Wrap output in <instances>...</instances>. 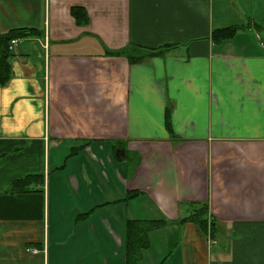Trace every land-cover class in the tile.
Here are the masks:
<instances>
[{"label": "crops", "instance_id": "obj_1", "mask_svg": "<svg viewBox=\"0 0 264 264\" xmlns=\"http://www.w3.org/2000/svg\"><path fill=\"white\" fill-rule=\"evenodd\" d=\"M11 30L33 34L0 87V264H126L129 220L166 221L137 264H264V0H0ZM130 44L170 49L106 54Z\"/></svg>", "mask_w": 264, "mask_h": 264}, {"label": "trees", "instance_id": "obj_2", "mask_svg": "<svg viewBox=\"0 0 264 264\" xmlns=\"http://www.w3.org/2000/svg\"><path fill=\"white\" fill-rule=\"evenodd\" d=\"M70 13L74 18L77 25H86L88 22L85 10L80 7H72ZM236 31V28H224L213 30L212 38L213 42H217L225 38V35H232ZM25 30H11L4 35H0V87L4 86L10 79L11 67L9 59L12 53L8 50V44L11 39L21 38L23 36L32 35L33 31L30 30L28 33ZM169 47H162L157 49H145L142 47L128 45L126 48L115 51L106 52L107 55L112 56H124L132 64L142 63L150 57L164 54ZM166 128L171 137L175 139L173 133L170 131L169 121L166 117ZM123 144V142H120ZM34 181L35 183L41 181L40 177L28 176L21 181L15 182V187L26 188L29 184ZM139 193L136 191L126 193L123 201L127 202L138 196ZM188 214L179 220L180 223H193L198 227L203 235L211 232L214 235L215 226L213 225L214 220L209 215L208 205L206 203H191L188 205ZM166 221H142V220H129L126 225V264H137L141 259L142 253L149 247L148 234L156 229H159Z\"/></svg>", "mask_w": 264, "mask_h": 264}, {"label": "rangeland", "instance_id": "obj_3", "mask_svg": "<svg viewBox=\"0 0 264 264\" xmlns=\"http://www.w3.org/2000/svg\"><path fill=\"white\" fill-rule=\"evenodd\" d=\"M206 241L209 243L210 246H213V245H218V242L217 240L214 238V235H211V232H208L206 233Z\"/></svg>", "mask_w": 264, "mask_h": 264}, {"label": "built area", "instance_id": "obj_4", "mask_svg": "<svg viewBox=\"0 0 264 264\" xmlns=\"http://www.w3.org/2000/svg\"><path fill=\"white\" fill-rule=\"evenodd\" d=\"M19 41L20 40L17 39V38L11 39L10 42H9V44H8V50L10 52H13L15 50L16 46L18 45Z\"/></svg>", "mask_w": 264, "mask_h": 264}]
</instances>
